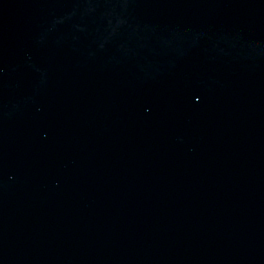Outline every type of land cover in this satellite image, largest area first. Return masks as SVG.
<instances>
[{"label":"water","instance_id":"1","mask_svg":"<svg viewBox=\"0 0 264 264\" xmlns=\"http://www.w3.org/2000/svg\"><path fill=\"white\" fill-rule=\"evenodd\" d=\"M0 264H264V0H0Z\"/></svg>","mask_w":264,"mask_h":264}]
</instances>
